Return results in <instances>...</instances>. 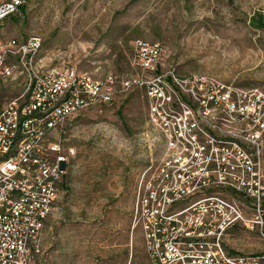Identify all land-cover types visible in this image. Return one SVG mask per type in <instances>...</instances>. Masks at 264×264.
Listing matches in <instances>:
<instances>
[{
	"label": "built area",
	"instance_id": "1",
	"mask_svg": "<svg viewBox=\"0 0 264 264\" xmlns=\"http://www.w3.org/2000/svg\"><path fill=\"white\" fill-rule=\"evenodd\" d=\"M24 4L0 0V24ZM40 47L36 35L0 39V80L25 77L21 95L0 109V264L39 263L73 153L68 126L133 86L144 89L147 122L165 147L142 171L132 206L150 264H264V254L235 255L225 242L239 226L264 238V89L159 73L160 41H133V79L42 69Z\"/></svg>",
	"mask_w": 264,
	"mask_h": 264
},
{
	"label": "rangeland",
	"instance_id": "2",
	"mask_svg": "<svg viewBox=\"0 0 264 264\" xmlns=\"http://www.w3.org/2000/svg\"><path fill=\"white\" fill-rule=\"evenodd\" d=\"M253 14H264V0H25L0 24V39L36 35L38 67L74 65L96 79L137 78L133 41H160L159 73L264 89V29L251 26ZM24 84L19 74L0 80V109ZM147 115L144 89L133 86L102 113L86 110L71 121L65 144L73 153L38 264H150L140 228L132 230V206L142 171L165 147ZM225 242L235 255L264 254L256 229L233 228Z\"/></svg>",
	"mask_w": 264,
	"mask_h": 264
},
{
	"label": "trees",
	"instance_id": "3",
	"mask_svg": "<svg viewBox=\"0 0 264 264\" xmlns=\"http://www.w3.org/2000/svg\"><path fill=\"white\" fill-rule=\"evenodd\" d=\"M20 10H23V7H21ZM251 26H253L256 29H264V14H258L254 15L250 19Z\"/></svg>",
	"mask_w": 264,
	"mask_h": 264
}]
</instances>
